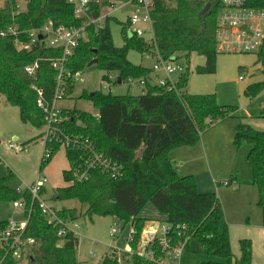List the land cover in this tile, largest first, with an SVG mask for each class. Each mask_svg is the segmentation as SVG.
<instances>
[{
    "label": "trees",
    "instance_id": "16d2710c",
    "mask_svg": "<svg viewBox=\"0 0 264 264\" xmlns=\"http://www.w3.org/2000/svg\"><path fill=\"white\" fill-rule=\"evenodd\" d=\"M128 1V0H122ZM207 3L208 10L204 11ZM251 5L264 7V0H250ZM108 0L92 5V15L101 14ZM221 10V0H152L150 9L153 44L142 37L122 33L124 43L117 47L112 42L109 29L111 17H106L103 28L87 27V40H80L69 59L71 71H82L96 58V66L108 72H116L121 81L127 77L141 78L150 75L149 67L134 64L127 58L129 49L143 54L157 49L163 58L177 53L186 60L192 53L204 56V64L196 66L199 73H213L216 69V17ZM51 19L55 25L80 26L73 7L66 0H25V9L19 10L15 0H7L0 6V29L10 23L23 33L41 26ZM60 49L36 44L29 50L17 49L11 38H0V93L8 104L16 106L23 123L39 128L43 125V114L36 106V93L31 89L34 83L41 87L50 99L55 85L56 72L49 59L60 56ZM38 62L36 80L24 71L28 64ZM256 63L264 74V53L257 54ZM188 66L175 81L172 89L148 84L139 95H112L95 90L92 95L83 91L81 98L90 100L97 109L96 114L76 108L62 110L63 132L70 136L89 139L106 157L117 163L116 177L98 168L89 170V177L83 181L73 178V169L81 166L84 152L66 148L69 164L62 171L65 186L57 187L53 197L58 200L73 199L83 207L80 215L61 208L59 217L75 220L82 215L115 216L124 225L131 223L136 229L134 250L130 259L133 264H157L143 257L138 251V239L145 219L139 214L147 203L167 214L175 242L185 236L197 240L201 258L199 264H251L252 244L250 239L238 240L239 256L231 250L228 226L223 222V209L215 192L200 193L192 174H180L172 163L169 153L181 146L197 143L201 135L227 116L237 107L220 105L214 93L192 94L186 89ZM264 89V80L253 83L245 94L253 96ZM73 85L69 86V94ZM148 131V135H147ZM249 145L246 159L251 171V184L259 192V205H264V130H256L247 123L234 126L233 143ZM52 156L42 155L39 170L59 150L52 145ZM83 167V166H82ZM13 171L0 159V201H16L23 198L26 207L31 208L24 235L35 239L24 264H78L76 247L78 238L71 232L57 236V227L48 222L30 194L20 195L8 186ZM7 220H0V229ZM123 225V226H124ZM181 232V233H180ZM178 233H180L178 235ZM188 242V241H187ZM158 253V247L154 245ZM0 264H20L0 248ZM100 264H117L112 258L103 257Z\"/></svg>",
    "mask_w": 264,
    "mask_h": 264
},
{
    "label": "rangeland",
    "instance_id": "374dc122",
    "mask_svg": "<svg viewBox=\"0 0 264 264\" xmlns=\"http://www.w3.org/2000/svg\"><path fill=\"white\" fill-rule=\"evenodd\" d=\"M6 1L0 0V6ZM15 2L20 10L25 9V0H15ZM131 10L132 7L129 3L120 0H114L112 7L102 8V11L108 13L111 17L109 29L112 42L117 47H121L124 43L123 33L126 34V32L124 28L122 33V27H125ZM138 26L145 29L144 38L148 40L152 35L151 29L146 24H139ZM127 35H129L128 31ZM174 57L175 61L173 62ZM127 58L134 64H141L146 67H150L152 64L150 59H146L143 54L135 49H129ZM256 59L257 55L254 53L219 52L216 56L215 72L199 73L196 71V66L204 64V56L192 53L187 61L183 55L177 53L170 58L171 63L183 66V72L188 66L186 89L189 93H214L220 105L237 107L232 115L210 127L204 134L212 139L209 158L213 174L217 180L218 189L215 192L222 205L223 222L228 226L231 249L234 248H232V245L236 247L233 251L235 256L239 255L238 239L240 237L250 234L257 242L261 236H264V205L258 204V189L250 184L251 171L246 159L249 145L243 142L236 147L233 143V127L238 122L251 124V127L256 130H264V89L253 96L245 94V89L249 85L264 80V74L261 72L260 64L256 63ZM104 74L105 71L99 69L96 64L86 65L80 74V80L73 85L69 97L57 104L62 107H74L78 110L96 114L97 109L92 102L80 97L83 91L90 93L100 90L105 93L110 92L112 95H139L143 92V86L138 84L132 86L125 81L115 83L116 72L110 80H103L102 76ZM179 76V71L171 74L173 79H177ZM43 130L44 127L36 128L28 123H23L19 117L18 108L8 104L4 95L0 93V159L14 173L7 183L8 186L14 190H24L27 185L44 173L48 182L45 185L42 198L54 207L69 208L72 214L77 215L80 206H82L78 201L52 198L55 189L65 185L62 171L68 168L69 164L64 148H60L44 168L41 171L39 170L40 159L44 150V141L41 136ZM227 133L229 139L231 138L229 144L223 140ZM9 143L23 144L26 146V150L16 152L14 149L9 148ZM12 202L0 201V220L24 219L22 209L14 208ZM83 207L85 206H82V210ZM143 208L147 220L160 219V217L155 218L157 210L151 203H147ZM164 221H167V219L158 222ZM76 223L79 226L76 256L80 264H99L104 254H107L111 249L119 252V254H115L118 257L126 258L129 256L128 259L134 252L131 249L125 251L124 254L122 248V241H126L131 223L124 225L115 216H92L89 218L85 215H82ZM113 226L121 228L114 238L109 234ZM147 227L148 225H144L143 229ZM199 250L200 246L197 240L190 238L183 248L180 264H199L201 258H206ZM137 251L141 252V247L137 246ZM260 259H263L262 253ZM115 261L117 264H124L123 261H117L116 259Z\"/></svg>",
    "mask_w": 264,
    "mask_h": 264
},
{
    "label": "built area",
    "instance_id": "2783aa9c",
    "mask_svg": "<svg viewBox=\"0 0 264 264\" xmlns=\"http://www.w3.org/2000/svg\"><path fill=\"white\" fill-rule=\"evenodd\" d=\"M73 7L75 18L81 20L80 26L55 25L51 19L46 20L41 26L34 27L25 32L26 39L22 40L19 36L23 33L14 23H10L0 29V38H11L17 49L29 50L36 44H42L48 48L60 49L61 54L58 57L50 58L49 62L55 70V85L53 94L48 99L41 87L31 84V89L36 93V106L43 114L44 127L41 136L44 141L43 155L45 159L52 156V145L58 144L59 149L73 148L84 152L82 165L73 169L72 175L74 180L83 181L88 179L89 170L98 168L107 172L111 177H116L119 166L104 153L98 150L94 144L87 138L80 136H70L63 132L61 124L64 121L62 108L57 103L66 99L69 94V86L74 85L80 80L82 71H71L68 67L69 59L72 57L75 48L80 40H87V27L92 25L96 28H103L108 13L101 11L98 16L92 15V5L100 3L101 0H66ZM122 1V0H120ZM110 3L107 7H112L114 0H108ZM132 7L131 13L127 17L125 32L129 36L134 35L142 37L148 44H153V33L151 28L150 9L152 0H128L123 1ZM106 7V6H105ZM139 24H146L151 29V37L144 38L143 27ZM137 25V26H135ZM215 40L217 53H264V7L251 5L250 0H221V10L216 17ZM40 35V37H39ZM146 59H150V75L146 78L127 77L124 81L129 85L138 84L146 88L148 84L158 85L172 89L175 86L176 79L171 78V74L179 71L180 74L184 68L180 64H173L170 58H163L157 49L143 52ZM173 57V56H172ZM175 61V57L173 62ZM38 62L34 61L24 67V71L33 80H36ZM114 72L107 73V80L114 77ZM153 74V77H152ZM117 77L114 81L117 83ZM241 78V77H240ZM123 81H120V83ZM9 148L16 152L26 150V146L18 143H9ZM83 166V167H82ZM48 182L47 176L40 174L35 181L27 185L24 190H16L20 195L30 194V199L35 202L41 213L47 218L48 222L57 227V236L63 237L67 232L77 235L76 223L72 220H66L59 217L61 208L54 207L42 198V193ZM226 184V183H225ZM14 208L22 209L24 219L17 221L10 219L6 221L4 227L0 229V248L20 263L27 261L30 247L35 243V239L24 235L26 222L31 208L26 207L23 198L12 202ZM130 232L126 238V244L134 241L136 229L130 225ZM123 227V226H122ZM121 228L115 226L110 229V236L114 238ZM181 233V232H180ZM178 233V235L180 234ZM188 237L175 242L172 234L171 224L168 221L150 225L142 229L138 247L143 257L154 261L157 264H180V257ZM127 246L130 247V245ZM154 245L158 247L156 252ZM125 251H130L122 247ZM115 254L119 252L111 249L106 256L117 261H123L124 264H133L129 256L126 258L118 257ZM128 259V260H127Z\"/></svg>",
    "mask_w": 264,
    "mask_h": 264
},
{
    "label": "crops",
    "instance_id": "0c3cea01",
    "mask_svg": "<svg viewBox=\"0 0 264 264\" xmlns=\"http://www.w3.org/2000/svg\"><path fill=\"white\" fill-rule=\"evenodd\" d=\"M19 10H20V8H19ZM152 76H153V74H152ZM62 108H70V107H62ZM249 125L252 126L251 124H249ZM209 129H207L201 135L202 139L200 138V140L197 143H195L194 145L181 146V147H178V148L171 150L169 153V156L172 159L171 161L173 162L177 171L180 174H184V175L192 174L195 177L196 184H197V190L200 193L215 192L218 189L217 180L213 174V169H212V166L210 163V158H209L210 145L212 143V139L210 137L208 138V137H206V135H204ZM233 129H234V127H233ZM223 140H224V142H228V144H229L231 138L229 139L228 133L223 137ZM231 179H233V178H231ZM64 184L66 185L67 183L64 181ZM250 184H251V181H250ZM44 192H45V188L43 190V193ZM52 197H53V195H52ZM59 208H64V207H59ZM67 209H69V208H67ZM143 210H144V208L141 210L139 216L145 219L144 225H148V227L150 225H154V224L156 225V224L160 223L158 221H162V220L167 219V214L156 211V213H155L156 217L155 218L160 217V219L159 220L158 219H154V220L148 219L147 220V216L145 215V213H143ZM82 213H83L82 206H80V211H78L77 215H80ZM162 215H163V217H161ZM79 218L73 220L74 223H76ZM8 220H10V219H8ZM14 220L20 221L19 219H14ZM76 225H77L76 232L78 235V227L79 226L77 223H76ZM77 235H76V237H77ZM229 237H230V235H229ZM241 238H248L251 241V244H252L251 264H264V236L263 237L261 236L257 242L254 240L253 236H251L250 234H245L244 237H240L239 239H241ZM77 246H78V244H77ZM122 247H124L125 249H128V246H127L125 240L122 241ZM232 248L233 249H231V250H232V253L234 255L233 251H235L236 247L234 245H232ZM238 248H239V244H238ZM130 249H131V247H130ZM261 253L263 254V259H260ZM105 255L106 254H104V256ZM238 256H235V257H238ZM76 258H77V256H76ZM77 261H78V264H80V261L78 260V258H77ZM101 261H100V263H101Z\"/></svg>",
    "mask_w": 264,
    "mask_h": 264
},
{
    "label": "water",
    "instance_id": "95a60500",
    "mask_svg": "<svg viewBox=\"0 0 264 264\" xmlns=\"http://www.w3.org/2000/svg\"><path fill=\"white\" fill-rule=\"evenodd\" d=\"M209 7H210V3H207L206 6H205V8H204V11L208 10ZM39 37H40V35H39ZM96 61H97V59L94 58L91 61H89V63L87 65L95 64ZM120 81H121L120 77H117V83H120ZM93 93L94 92H90L89 95H92ZM147 135H148V131H147ZM129 249H130V247L128 246V249L127 250H129Z\"/></svg>",
    "mask_w": 264,
    "mask_h": 264
}]
</instances>
